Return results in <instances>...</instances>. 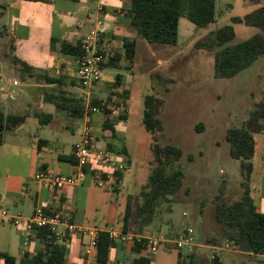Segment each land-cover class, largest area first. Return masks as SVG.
<instances>
[{
    "label": "rangeland",
    "instance_id": "rangeland-1",
    "mask_svg": "<svg viewBox=\"0 0 264 264\" xmlns=\"http://www.w3.org/2000/svg\"><path fill=\"white\" fill-rule=\"evenodd\" d=\"M12 1L0 0V27L4 21L5 26L12 25L23 34L14 49L7 50L9 58H2L0 63L3 67V76L7 75L8 78L13 76L20 80L21 71L10 66L12 57L30 63L35 55L42 54L48 36H26L25 31L29 29L28 27L34 26L42 14L37 15L29 7H24L21 11L7 8L8 3ZM76 1L79 2V15H75L74 21L78 25L77 31H90L92 28L104 30L111 25L108 18H103L101 25H97L94 18L92 23L83 24L86 11L90 8L95 10L98 0H93L90 4L80 3L84 2L83 0ZM263 4L264 0H215V21L208 28H199L186 18H179L175 45L148 42L141 35L128 37L136 39L135 57L131 68L104 67L99 81L92 88L94 97L106 102V97L113 88L115 75L120 73L123 76V85H126L128 91L124 99L125 105L117 104L119 98L116 95H112L111 101L106 105L112 111L110 117L116 118V110H119L126 114V119L117 118L116 137L112 138L109 134L105 136L100 122V117L104 114L99 111L100 113L93 119L98 130L95 131L96 134L93 133V142L100 148H105L107 142H111L112 148L108 150L111 156L125 161L127 166L122 172L119 190L108 191L93 184L86 191L80 192L77 207L81 212L79 218L82 221L99 225L105 223L117 225L118 218L126 206V196L134 195L133 207L141 201L138 191L147 180L153 160L150 149L151 134L141 123L144 95L155 94L163 99L158 115L163 130L158 143L176 146L182 150L181 158L173 164L174 168H179L182 172L181 187L175 194L168 196V200L159 203L153 220L144 228L151 236L157 237L161 233L170 241L160 243L157 249L149 254L151 264H177V251L186 257L193 252V248L204 252L199 264H209L212 249L208 255V249L201 246L205 243L211 245L206 239L220 232V226L213 217L214 198L218 194V188L221 184L224 185L221 200L226 203L237 200L242 193L239 160L229 155L224 134L228 127L241 125L253 104L261 99L264 93V54L236 75L217 78L214 76L213 52L196 49L193 44L209 30L231 23L232 16H242ZM4 11L6 16L2 15ZM232 26L235 36L230 43L239 42L260 32V29L243 23H234ZM52 27V32L56 35L57 26ZM110 50L123 52L120 45H112ZM0 52H3L2 46ZM154 74L169 78L171 81L163 85ZM165 87L167 90H164ZM41 95L42 91L28 88L23 81L14 87L12 102L19 103L25 100L28 103L16 110L26 117L16 130L21 131L20 136L49 139L66 153L71 145L80 139L82 120H74L73 129H68L66 123L70 118L65 111L56 108L50 102L38 105L37 98ZM71 96L78 98L80 95L75 91ZM47 115L51 116L48 122L40 124L39 118L43 120ZM254 137L256 145L251 162L255 170L248 184L253 189L252 197L264 209V179L258 165L263 137L259 134ZM122 147L126 149L125 155L119 153ZM4 154L5 152H0V157ZM22 156L24 154L20 153L17 158L21 160ZM31 159V156L27 155L12 167H8V161H2L0 171L5 169L23 174L27 177L26 182L34 185L35 177L32 178L30 168ZM8 228L12 234L14 228L12 226ZM187 229L192 230L194 240L192 244L183 245L178 249L173 242ZM17 238L16 235L14 248L20 250ZM84 240L87 241V237H84ZM224 242L220 241L217 245ZM9 253L17 257L19 255L15 250H10ZM220 257L221 264H264L263 256L248 255L235 249L222 250Z\"/></svg>",
    "mask_w": 264,
    "mask_h": 264
},
{
    "label": "trees",
    "instance_id": "trees-1",
    "mask_svg": "<svg viewBox=\"0 0 264 264\" xmlns=\"http://www.w3.org/2000/svg\"><path fill=\"white\" fill-rule=\"evenodd\" d=\"M47 2L49 0H24ZM129 6L126 16L129 25L136 29L148 42L175 45L178 33V21L184 17L199 28L206 29L215 21L216 10L215 0H128ZM228 24H223L209 30L202 38L194 42V47L200 50L213 52L214 76L217 78H228L236 75L241 70L250 66L259 56L264 54V4L254 10L242 15L232 16ZM243 23L260 29L248 38L239 42L230 43L235 36L232 24ZM52 42H59L52 39ZM123 53L113 52L109 55L106 66H117V61L124 59L128 68L133 65L136 49V40L123 39ZM59 52L73 56L75 59L81 54L80 41L69 42L66 40L59 42ZM15 64H20L26 71L32 70L22 60L13 57ZM154 77L163 85L170 82L169 78H164L158 74ZM113 88L106 97V102L97 97L90 99L91 104L101 107L104 114L101 120L103 135L109 134L116 137L115 122L125 120L126 114L116 110V118L110 117L112 112L107 103L111 101L112 95L119 98L118 105H125L124 99L127 97V89H123L121 74L115 75ZM164 90H167L165 87ZM44 101L52 103L56 108L62 109L70 118L66 123L68 129L74 127L76 119H81L85 113V105L82 98H74L67 95L65 91L58 88L55 93H46ZM141 110V123L144 129L151 134L150 149L153 160L149 169L146 182L138 191L141 201L132 206L131 196H126V206L123 214L119 216L115 228L141 234L144 228L151 223L156 213L159 203L168 200L181 187L182 172L179 168H174L182 156V150L172 145H160L158 138L162 133L163 126L158 115L163 105V99L155 94L143 96ZM51 116L45 119L39 118V123L48 122ZM22 114H5L0 106V144L3 142L4 133L12 130L25 120ZM259 134L263 137L264 151V93L260 100L255 102L247 113V117L239 126L228 127L225 130L224 138L228 143L229 155L239 160L240 175L242 178V193L239 198L230 203L221 200L224 194V185L218 188L215 195L213 207V217L220 226V232L206 239L207 243L217 245L220 241H228L233 249L253 256H264V212L260 211L251 196L248 184L253 164L251 158L255 153V137ZM105 148L111 150L112 143L107 142ZM119 153L126 154V149L122 147ZM75 163L74 159L70 160ZM122 179V173L119 174ZM45 213L48 209L43 208ZM71 219V218H70ZM71 221H73L71 219ZM36 238L40 242V247L34 254L24 253L18 264H68L65 257V245L59 240L50 226L37 227ZM116 242L108 237L104 231H100L96 241L95 264H107L110 251L115 248ZM132 258L128 262L119 264H151V255L147 253V240L133 241L130 244ZM264 262V261H263ZM16 258L5 251H0V264H15ZM177 264H197L195 254L190 252L183 257L177 251ZM209 264H219V258H211Z\"/></svg>",
    "mask_w": 264,
    "mask_h": 264
},
{
    "label": "crops",
    "instance_id": "crops-1",
    "mask_svg": "<svg viewBox=\"0 0 264 264\" xmlns=\"http://www.w3.org/2000/svg\"><path fill=\"white\" fill-rule=\"evenodd\" d=\"M83 1L84 2L80 3L90 4L93 0ZM121 1L123 3H121ZM99 3L103 5V18H108L111 22L110 26L106 27L104 30H101L102 36L104 38L105 48L111 54L116 52L114 50H110L112 45H120L123 49L122 43L124 38L129 39L128 37L139 36V34L136 29L129 25V20L126 16L129 6L128 0H98L95 10L90 8L86 11L84 15L85 22L83 24L92 23V18L95 20L97 6ZM78 4L79 2L76 0H49L47 2L13 0L11 3H8L7 8L9 7L15 11H21L24 7H29L37 15L38 13H41V19L38 20L34 26L28 27L29 29L25 31L24 34L30 37H48H46V44L44 45V50L41 52L42 54L35 55L37 58H33L30 63L24 61L32 67V70L26 71L20 66V64H15L12 57L10 66L21 71L22 74H20V80L13 76L10 78H8L7 75L3 76V67L0 63V81L2 82L0 84V106L5 114H19L16 112V110L23 105H28L25 100L24 102L20 101L19 103H13L12 101L14 100V97L10 98L4 91L1 90L9 89L14 94V87L20 85L22 81L25 82V86L28 88H34L42 91V95L37 98L38 105H40L42 102H45L44 95H46V93H55L58 88L65 91L69 96H71L72 93H75L76 91L80 95L77 97L83 99V91L77 84V81L74 77L76 59L71 55L59 52L60 41H80L82 37L89 32L77 31L78 25L75 24L74 21L75 15H79ZM4 10L6 11L7 9L5 8ZM5 11L2 13L3 16L7 15ZM121 17H124L125 19L123 20ZM54 25L57 26L56 35H54L52 32V26ZM22 34V31H17L12 25L7 27L5 26L4 21L1 23L0 37L2 38V42L0 43V46H2L3 52H0V60L2 58H9L7 50L14 49L15 45H17L19 42V37L22 36ZM54 38L58 39L59 42H52L51 40ZM116 53L122 54L123 52ZM108 59L104 64L108 62ZM123 60L124 59H120L117 61L118 67H127L126 62ZM13 80H16L18 84L13 85ZM92 88L90 90V94L92 97H94ZM122 88L127 89L126 85H123ZM98 113L100 112L89 114L90 127L92 132L95 134V131L98 130L96 129L93 119L97 117L96 115ZM37 115L38 113L35 114V116ZM81 120V125L83 127V117ZM101 120L102 116L100 117V122ZM16 127L4 133L3 142L0 144V152H5V154L3 157H0V164L2 161H8V167L16 166L23 157L29 155L32 158L30 160L31 174H33L32 178H34L35 173L40 169H48L54 172L68 174L73 172L74 163H71L70 161L74 159L71 154L73 144L71 145L70 150L65 153L61 147H58V145H55V143L51 142L49 139L40 137H37L36 139L33 137L31 139V137L28 135L20 136L19 133H21V131L16 130ZM20 153L24 154L21 160L17 158V156L19 157ZM258 165L262 172L261 176L264 179L263 149L259 156ZM254 170L255 167L253 165L252 173ZM26 178L27 177L23 176V174L12 173L10 171H6L5 169H2V172L0 171V203L7 209L9 213L15 214L19 212L23 217H26L33 212L34 208L41 207L42 209H48V212H67L69 217L76 223L97 226L99 228H103L108 225L107 223L102 225L89 223L88 221H82L79 218L81 213L77 207L79 194L80 192L86 191L90 185H95L91 176H86L84 182L81 185L66 187L60 192L51 191L46 183L37 182L36 180L34 185H29L26 182ZM250 190L252 194L253 189L251 187ZM130 196L132 197V202V200H134V195L130 194ZM254 202L256 203L255 199ZM256 205L260 211L264 212V209H262L257 203ZM10 226L14 228L12 234L8 228ZM54 231L56 232L57 238L63 241V244L65 245V257L68 264H95L94 259L96 251L92 255H88L83 251V244L86 242L84 237L75 234H68L60 226L55 227ZM146 232L147 231H143V234L151 235ZM16 235L18 237L17 243L20 246V250H17V247L14 248L16 244ZM116 243L117 244L115 248L110 251L107 264H119L121 262L126 263L132 258L130 244L121 242ZM211 246L212 245L205 243L201 246V248L208 249L207 254L209 255ZM39 247L40 242L36 238L35 232L28 234L27 243L24 244V232L20 230V227H15L6 221L0 222V251H5L7 253H9L10 250L17 251L19 254L18 257L9 253L16 258V262H19V260L23 258L24 253L34 254ZM192 251L195 254L196 263L199 264V261L203 258L204 252H199L195 248H193Z\"/></svg>",
    "mask_w": 264,
    "mask_h": 264
},
{
    "label": "built area",
    "instance_id": "built-area-1",
    "mask_svg": "<svg viewBox=\"0 0 264 264\" xmlns=\"http://www.w3.org/2000/svg\"><path fill=\"white\" fill-rule=\"evenodd\" d=\"M103 16V5L99 3L95 17L97 25L102 24L101 20ZM80 47L81 54L76 59L74 77L83 91L85 113L80 139L72 145L71 150L75 161L74 170L68 174L40 169L35 173L34 177L37 182L46 183L51 191L60 192L66 187L81 185L86 176H91L97 187L115 192L119 190L120 186L121 178L119 174L125 170L127 164L125 161H120L111 156L106 148L96 146L93 142L94 135L90 127L89 117L90 113L101 111L100 106L91 104L90 99L92 96L90 90L99 81L103 71V64L109 58L110 53L105 48L102 31L96 28L90 29L82 37ZM12 84L17 85L18 82L13 80ZM1 90L10 98L13 97V92L9 89ZM103 103L102 101L101 104ZM3 221L15 227H20V230L24 232V244L27 243L28 234L33 232L37 227L50 226L54 230L55 227L60 226L68 234L87 237V241L83 244V251L88 255L95 253L97 236L100 231L106 232L108 237L115 242L131 244L134 240L139 242L141 239H146L148 254L153 253L160 243L170 242L162 234L153 237L143 233L137 234L130 231H123L115 228L113 225L99 228L97 226L76 223L71 221L67 212L56 211L45 213L41 207L34 208L29 216L23 217L19 212L15 214L9 213L0 203V222ZM193 240L192 230L187 229L173 243L179 249L183 245L192 244ZM211 249V258H219V264H221L220 252L222 250L233 249V247L230 242L225 241L222 245H212Z\"/></svg>",
    "mask_w": 264,
    "mask_h": 264
}]
</instances>
